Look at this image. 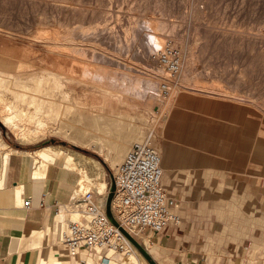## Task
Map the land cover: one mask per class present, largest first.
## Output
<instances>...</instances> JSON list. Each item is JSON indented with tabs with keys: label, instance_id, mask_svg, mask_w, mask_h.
I'll return each instance as SVG.
<instances>
[{
	"label": "rangeland",
	"instance_id": "rangeland-1",
	"mask_svg": "<svg viewBox=\"0 0 264 264\" xmlns=\"http://www.w3.org/2000/svg\"><path fill=\"white\" fill-rule=\"evenodd\" d=\"M196 7L203 11L201 12L203 14H200L197 19L192 17V13H194L192 11H194ZM152 20L157 22L156 26L161 23L159 26L163 25L165 27L162 32L166 31V33H168L164 38H170L175 42L174 38L180 41V39L185 37L190 45H194L192 49V51L194 50L192 56L193 73H191L189 79L185 81H179V76L177 77V84L173 86L169 98H162L160 96L158 80L162 70L157 61L153 58V54H155L159 48H157L156 51L153 50L149 55L153 63L142 56V46L145 45L146 38L154 32L151 25ZM192 22H195L196 25L192 24ZM170 24L171 26H169ZM70 27H72L71 30H73L74 33L80 35V39L77 35L76 37L75 35H68V39L63 40L58 38V40H51L52 42H45L38 41L35 37L41 30H45L46 32L49 31L48 33L50 34L59 33V35L62 36ZM87 27H89V30H87ZM238 34L241 38L240 40L238 36H236ZM259 36L262 37V39L259 38ZM205 37H208L209 40ZM257 39L258 41L261 39L260 42H257ZM54 41H58L59 43H53ZM232 41L237 42L236 45ZM256 43L257 48L255 47ZM263 43L264 0H0V58L4 60L5 65L8 62L12 64L10 68L2 69L9 70L10 72L17 73L24 77H30L34 74L47 75L49 72L53 71L56 73L60 71L61 75L65 73V78L63 77L64 79L62 78L60 82L62 86L64 85V87H62L63 93L58 91V93H56L58 95L53 97L54 101L60 104L58 105L56 103L57 105H52L55 106L54 108H56V106L57 108L59 107V113L54 114V116L51 115L49 111L48 113L47 110L45 112L46 114L43 112L37 113V118H43V120H45L43 121L46 124L44 127L45 131H41V134L38 133V135L40 134L39 136L37 134L34 136L31 135V138H27L28 141H26L27 139L19 136L17 137L8 127L0 122V135L7 146L6 150L10 147L33 151L42 146L57 143L79 150L86 155H90L101 163L110 187L116 167L110 166L107 162L106 158L108 152L105 149L107 147L97 149L94 143L92 144L89 142L76 146L73 140H71V137L74 138L73 131L68 132L67 128H65V121L67 123L70 122L69 124H73V122L78 123L76 120L78 119L80 121V127L79 124H75V126L77 128L87 129L85 121L82 120V110L92 116L97 113L96 115L104 117H114V119L117 120L113 121V127L119 124L124 130L126 129L128 133L135 132V134L131 133V140L127 143V151L136 141L150 140L154 145L161 133L172 99L181 92L188 95L190 98L195 97L194 93H186L185 90L189 89V86L193 87L191 84L195 79H198V77L206 86L210 85L208 83H212L208 88L209 91L212 89L211 92L198 91L200 94L227 97L222 98V101H220L218 108L219 112L227 107L223 99L230 98L256 107L259 114L264 116ZM253 44L254 47H252ZM193 45H191V48ZM250 45L251 47H249ZM68 47L70 49H68ZM201 48H204V51ZM195 50L201 54H198ZM181 52L183 69L185 55L183 51ZM81 53L87 54L83 57ZM252 53L253 55L255 53L254 56H256L257 53L260 56L257 54L259 57H254ZM79 55H81V57H79ZM261 56L263 57L262 61ZM60 58L63 60H60ZM64 59L68 61H64ZM57 60H59V63ZM76 60L77 62H75ZM259 60L262 65L257 62ZM56 63H58L59 66L58 64L56 65ZM60 63L62 68L60 67ZM74 63L75 65H73ZM52 68H54V70ZM56 68L59 71L55 70ZM194 69L197 71H194ZM192 74H195V76ZM75 77H77V79L79 78L78 81H76ZM72 81L76 82L73 83ZM152 83L154 86L153 88ZM65 84L68 85L66 86ZM69 85L73 87L71 86L70 88ZM86 85L89 86L87 87ZM101 85L121 90V94H119L120 97L118 95H109V97L108 94L100 92L99 86ZM213 86L215 88H213ZM217 86H219V89ZM223 87L226 89L229 88L230 90L228 89V92L224 91ZM223 91L224 94L227 93L228 95L221 94ZM73 92H75L74 95ZM229 92L231 93L229 94ZM151 93L153 94V100L149 98ZM7 95L9 99H14V101L17 102L13 94V97L10 93H7ZM70 96L71 99L69 98ZM79 99L81 102L85 100V102H87H84L85 104H82V106L78 104V114L80 112L81 114L79 115L81 116L76 113L74 116L72 112L67 114V108H71L72 106L75 107ZM70 100H73V103L70 102ZM91 103L92 105L89 106ZM86 104L89 106H87L88 108L85 106ZM99 106L103 108L102 111ZM23 107L28 111L31 110L29 112V117L24 120L23 124L27 126V128L29 127L34 130L37 119L34 117L36 113H34V111L32 112L34 108L26 103H24ZM48 107L49 106H46L45 109ZM110 107L113 108V111L114 108H117L116 110L119 113L112 112ZM89 108H91L90 110L92 111H90ZM31 113L33 114L31 115ZM40 114L43 116L39 117ZM77 115L78 118L76 117ZM30 116L34 117V120L32 117L29 119ZM117 121L118 123L116 124L115 122ZM101 133L102 132L99 131L98 134L101 135ZM103 134L102 136L109 141L114 140V142L118 143L120 140L119 143H122V140L117 137L115 130H110L108 135L104 132ZM134 135L136 136L135 138ZM6 150L3 149V152H6ZM126 153L127 152H125L124 156ZM57 169L60 171L58 167ZM77 177L79 178L80 176L75 173H69L68 175V178L75 183V186ZM261 225L264 230V225ZM258 237L260 238V233ZM263 239L264 237L262 234L259 243ZM258 257L261 263L264 264V256ZM154 261L156 264H162L158 257L155 258ZM148 263L150 264V262ZM81 264L83 263L81 262Z\"/></svg>",
	"mask_w": 264,
	"mask_h": 264
},
{
	"label": "crops",
	"instance_id": "crops-1",
	"mask_svg": "<svg viewBox=\"0 0 264 264\" xmlns=\"http://www.w3.org/2000/svg\"><path fill=\"white\" fill-rule=\"evenodd\" d=\"M194 95L174 96L154 143L181 222L149 240L162 264H262L264 116L230 98L218 113L222 98ZM28 167L27 155L0 152V264H81L58 243L75 187L68 175L79 174L53 166L35 179Z\"/></svg>",
	"mask_w": 264,
	"mask_h": 264
},
{
	"label": "bare ground",
	"instance_id": "bare-ground-1",
	"mask_svg": "<svg viewBox=\"0 0 264 264\" xmlns=\"http://www.w3.org/2000/svg\"><path fill=\"white\" fill-rule=\"evenodd\" d=\"M74 6V5H73ZM200 9V8H199ZM198 7L195 8L194 13H192V17H195L196 19L199 18L200 14L202 15L203 11L199 10ZM104 10V9H103ZM100 11V10H99ZM94 16V15H93ZM165 18V17H163ZM202 18V17H201ZM160 19V18H159ZM194 19V20H196ZM156 20V19H155ZM164 20V19H163ZM198 21V20H197ZM196 21V22H197ZM161 22V21H160ZM168 22V21H167ZM102 23V22H101ZM156 23L157 22H154L153 20L151 21V25H152V29L154 30L153 33H151L149 35L148 38H146V42H145V45L142 46L143 48V52H142V56H144L146 59H148L150 62L153 63V61L150 60L149 58V55L150 53L154 50L156 51L157 48L160 49V47L163 45L162 42L164 43V36L168 33L165 32H162V30L165 28L163 25L159 26V23L158 26H156ZM162 23H165V22H162ZM169 23V22H168ZM192 24H195V22ZM165 25V24H164ZM196 25V24H195ZM168 26V25H167ZM166 26V27H167ZM171 26V24L169 25ZM173 26V25H172ZM73 27V26H72ZM68 29L65 33H63L62 36L58 34H55V33H48L49 31H45V30H41L40 32H38V34L35 36L36 39L38 41H45V42H52L51 40L53 39H68V35H71V36H74L76 37V33H74L73 30H71V28ZM82 28V26H81ZM89 30V27H87ZM175 28V27H174ZM169 29V28H168ZM172 29V28H171ZM80 30V28H79ZM83 30V29H82ZM81 30V31H82ZM159 30V31H158ZM77 31V30H76ZM156 31V32H155ZM172 31V30H171ZM9 32V31H8ZM55 32V31H54ZM60 32V31H59ZM63 32V31H62ZM207 32V31H206ZM169 33H170V30H169ZM205 33V32H204ZM208 33V32H207ZM62 34V33H61ZM175 34V33H174ZM209 34V33H208ZM177 35V34H176ZM206 35V34H205ZM258 35V34H256ZM78 37L80 35H77ZM129 36V35H128ZM172 36V35H171ZM235 36V35H234ZM238 36L239 40L241 39L239 34L236 35ZM200 37V36H199ZM249 37V36H247ZM253 37V36H252ZM251 37V38H252ZM81 37H79L80 39ZM128 38V37H127ZM126 38V39H127ZM164 38V39H163ZM208 39V37H205ZM234 38V37H233ZM250 38V39H251ZM259 38L262 39V37L259 36ZM35 39V38H34ZM35 39V40H36ZM76 39V38H75ZM130 39V38H129ZM175 39V42L177 44L178 47H180V50L184 52V62H183V69L181 71V73L179 74V81L180 80H183L185 81L186 79H189V77L191 76V73H193V61H192V56H193V51L192 49L194 48V45L193 47L191 48V45L189 44L188 41H186L185 37H183V39H177V38H174ZM211 39V38H210ZM249 39V38H248ZM255 39V38H254ZM260 39V40H261ZM209 40V39H208ZM260 40L258 41L257 39V42H260ZM68 41V40H67ZM84 41V40H83ZM88 41V40H87ZM127 41V40H126ZM72 42V41H71ZM79 42V41H78ZM85 42V41H84ZM234 42V41H232ZM254 42V41H253ZM263 42V41H262ZM53 43H59L58 41H54ZM80 43V42H79ZM83 43V42H82ZM87 43V42H86ZM123 43V42H122ZM127 43V42H126ZM228 43V42H227ZM237 42H234V44L236 45ZM77 44V43H76ZM206 44V43H205ZM204 44V45H205ZM233 44V45H234ZM264 44V43H263ZM126 45V44H125ZM203 45V46H204ZM232 45V46H233ZM239 45V44H238ZM252 45V44H251ZM251 45L249 47H251ZM257 43L255 44V47H256ZM55 46V45H54ZM61 46V45H60ZM121 46L123 47V45L121 44ZM207 46V44H206ZM56 47V46H55ZM67 47V46H65ZM85 47V46H84ZM202 47V46H201ZM205 47V46H204ZM254 47V44L253 46ZM80 48V47H78ZM82 48V47H81ZM86 48V47H85ZM257 48V47H256ZM68 49H70L68 47ZM90 49V48H89ZM88 49V50H89ZM141 49V48H140ZM158 49V50H159ZM202 50L204 48H201ZM208 49V48H206ZM250 49V48H249ZM255 49V48H254ZM84 50V48H83ZM197 50V49H196ZM195 50V51H196ZM199 50V49H198ZM253 50V49H252ZM58 51V50H57ZM70 51V50H69ZM72 51V50H71ZM106 51V50H105ZM200 51V50H199ZM204 51V50H203ZM255 51V50H254ZM261 51V50H260ZM264 51V50H263ZM262 51V54L264 53ZM90 52V51H89ZM94 52V51H93ZM197 52V51H196ZM253 52V51H252ZM69 53V52H68ZM73 53V51H72ZM71 53V54H72ZM78 53V52H77ZM95 53V52H94ZM198 54L200 52H197ZM59 54V53H58ZM83 54V53H81ZM87 54V53H86ZM86 54H83V57L86 55ZM197 54V55H198ZM201 54V53H200ZM258 54V53H257ZM256 54V56H257ZM253 55V53H252ZM255 55V53H254ZM253 55V56H254ZM259 55V54H258ZM50 56V55H49ZM74 56V54H73ZM90 56V55H89ZM254 56V57H256ZM260 56V55H259ZM257 56V58L259 57ZM58 57V55H57ZM65 57V56H64ZM79 57H81V55H79ZM152 58V57H151ZM195 58V57H193ZM262 56H261V61H262ZM198 59V58H197ZM60 60H63L62 58H60ZM66 59H64L65 61ZM70 60V59H69ZM72 60V59H71ZM258 60V59H257ZM264 60V58H263ZM58 63H59V60H57ZM56 61V62H57ZM68 61V60H66ZM74 61V60H73ZM148 61V62H149ZM199 61V59H198ZM260 60L257 61L259 62V64L262 65V63ZM63 62V61H62ZM77 62V60L75 61ZM196 62V61H195ZM256 62V63H257ZM55 63V62H54ZM53 63V64H54ZM56 63V65L58 64ZM69 63V62H68ZM71 63V61H70ZM197 63V62H196ZM195 63V64H196ZM66 64V63H64ZM258 64V63H257ZM75 65V63L73 64ZM151 65V64H150ZM10 66H12L11 63H7L5 65L4 63V60L0 58V122H2L3 125H5L6 127L9 128V130L14 133L17 137H23L24 139H27V138H31V135L34 136L35 134L38 135V133H42L41 131H45V123L43 121V118H37V113H45L46 110L47 112L49 111L51 113V115L54 116V114H58L59 113V110L56 106V108H54L55 106H52L54 104H56L57 102L54 101L53 97H56V93H58V91H61L63 93V89L62 87H64V85L62 86L60 84V82L62 81V78L64 77L65 73L63 75H61L60 71L57 70V68L55 70L59 71V73H56V72H49L47 75H42V74H34V75H31L30 77H24L22 75H19L17 73H14V72H10L9 70H5V69H2V68H10ZM59 66V64H58ZM64 66V65H63ZM55 67V66H54ZM60 67H61V63H60ZM87 67V66H86ZM47 68V67H46ZM49 68V67H48ZM62 68V67H61ZM65 68V67H63ZM75 68V67H74ZM196 68V67H194ZM54 70V68H52ZM198 69V68H196ZM194 69V71L196 70ZM48 70V69H46ZM50 70V69H49ZM41 71V70H40ZM197 71V70H196ZM39 73V72H38ZM42 73V72H41ZM155 73V72H154ZM29 74V73H28ZM27 74V76H28ZM71 74V73H70ZM159 74V73H157ZM42 75V76H41ZM73 75V74H72ZM71 75V76H72ZM193 75V74H192ZM67 76V75H66ZM195 76V74L193 75ZM68 77V76H67ZM66 77V78H67ZM70 77V75H69ZM65 78V77H64ZM63 78V79H64ZM72 78V77H71ZM76 78V81H78L77 77ZM69 79V78H68ZM74 79V77H73ZM72 79V80H73ZM150 79V78H149ZM70 80V79H69ZM83 80V79H82ZM75 81V82H76ZM84 81V80H83ZM81 81V82H83ZM178 81V82H179ZM189 81V80H188ZM217 81V80H216ZM214 81V82H216ZM73 82V81H72ZM71 82V83H72ZM73 82V83H75ZM80 82V81H79ZM77 82V83H79ZM213 82V83H214ZM218 82V81H217ZM64 83V82H63ZM62 83V84H63ZM76 83V85H77ZM87 83V82H86ZM151 83V82H150ZM188 83V82H187ZM207 83V82H206ZM221 83V82H220ZM219 83V85H220ZM69 84V83H68ZM67 84V85H68ZM81 84V83H79ZM84 84V83H83ZM177 84V83H176ZM183 84V83H181ZM191 84V83H190ZM189 84V85H190ZM208 84H212V83H208ZM207 84V85H208ZM66 85V84H65ZM66 85V86H67ZM75 85V84H74ZM75 85V86H76ZM184 85V84H183ZM193 85V87H188L189 89H186L185 92L189 93V92H192L194 94H197L199 93L198 91H206V92H211V90L209 91L208 88L209 86H206L205 83H203L199 77L198 79H195L194 82L191 84ZM70 86V85H69ZM72 86V85H71ZM70 86V88H71ZM87 86V85H86ZM89 86V85H88ZM87 86V87H88ZM73 87V86H72ZM153 83H152V88H153ZM177 87V86H176ZM218 89H219V86H217ZM216 87V88H217ZM75 88V87H74ZM100 88V92H103L105 94H108V96H116L118 95L120 97L119 94H121V90L119 89H116V88H111L109 86H106V85H101L99 86ZM98 88V89H99ZM181 88V87H179ZM213 88H215L213 86ZM221 88V87H220ZM224 88V87H223ZM182 89V88H181ZM224 88V91H227L228 89ZM72 90V89H70ZM97 90V89H96ZM151 90V89H150ZM223 90V89H222ZM230 90V89H229ZM235 90V89H234ZM73 91V90H72ZM75 91V90H74ZM148 91V90H147ZM177 91V90H176ZM216 91V90H215ZM224 91L223 93L221 94H224ZM65 92H68V91H65ZM70 92V91H69ZM124 92V91H123ZM221 92V91H219ZM228 92V91H227ZM7 93H10L11 96L12 94L14 95V98L17 100V102L14 101V99H9L7 96ZM60 93V92H59ZM61 93V95H62ZM71 93V92H70ZM75 92H73V95H74ZM147 93V92H146ZM176 93V92H175ZM231 92H229L230 94ZM235 93V91H234ZM69 94V93H67ZM66 94V96H67ZM227 94V93H226ZM224 94V95H226ZM64 95V94H63ZM76 95V94H75ZM150 95V94H149ZM228 95V94H227ZM10 96V97H11ZM72 96V94H71ZM71 96L69 97L71 99ZM107 96V95H106ZM109 96V97H110ZM209 96V95H208ZM13 97V96H12ZM60 97V96H59ZM62 97V96H61ZM76 97V96H75ZM79 97V96H78ZM82 97V96H81ZM74 98V97H72ZM151 100H153V94L151 93V96L149 97ZM220 98H227V97H220ZM75 99V98H74ZM73 99V100H74ZM83 99V98H82ZM69 100V99H68ZM72 100V101H73ZM76 100V99H75ZM78 100V99H77ZM85 100V99H84ZM121 100V99H119ZM70 100V102H72ZM86 101V100H85ZM84 101V102H85ZM76 102V101H75ZM83 102V101H82ZM79 99V101L76 103L75 107H68L67 110H66V113L68 114L69 112H72L73 115L75 116V113L78 114V106L82 104H85L87 102H83L82 103ZM104 102V101H103ZM24 103H26L27 105H29L30 107L33 106L34 110H32V112L34 111V113H36L34 115L36 119V127L34 130L29 129L27 128V126H25L23 124L24 120L29 117V112L31 111L29 108L30 111H28L26 108H24ZM65 103H68V102H65ZM73 103V102H72ZM58 104V103H57ZM56 104V105H57ZM69 104V103H68ZM71 104V103H70ZM79 104V105H78ZM106 104V103H105ZM60 105V104H58ZM62 105V104H61ZM92 103L89 105L91 106ZM101 105V104H100ZM46 106H49L47 109ZM68 106V105H67ZM66 106V107H67ZM80 106V107H81ZM86 107L88 106L87 104L85 105ZM84 106V107H85ZM88 106V107H89ZM83 107V108H84ZM87 107V108H88ZM100 107V106H99ZM103 107H104V104H103ZM108 107V106H107ZM101 108V107H100ZM106 108V107H105ZM111 108V107H110ZM60 109H61V106H60ZM91 108H89L90 110ZM103 108H101V111H102ZM108 109V108H107ZM112 109V112H115L117 113L118 111L116 110L117 108H114V111H113V108ZM82 110V109H81ZM88 110V111H89ZM120 110V109H119ZM65 111V110H64ZM87 111V109H86ZM92 111V110H90ZM218 113H219V109L217 110ZM48 112V113H49ZM63 112V111H62ZM100 112V111H99ZM104 113V112H103ZM101 113V114H103ZM119 113V112H118ZM33 113H31L32 115ZM46 114V113H45ZM71 114V113H70ZM79 114H81L79 112ZM78 114V115H79ZM95 114V113H94ZM97 114V113H96ZM94 115L92 116L91 114L85 112L84 110H82V120L85 121V125L87 126V129L84 128V129H81V128H77L75 126L79 124V120L76 119L78 121V123H74L73 121V124H69L65 121L66 123V127L68 132L70 131H73V135H74V138L71 137V140H73V143L76 144V146H79L80 144H84V143H94L97 147V149H101V148H104V147H107L105 148L108 152V156H107V162L109 163L110 166L112 167H118V165L121 163L122 159H123V156L125 154V152H127V143L131 140V133L135 134V132H129L125 129H123L122 126H120L117 122H115L117 124L116 127H113L114 126V122L113 121H116L117 119H114V117H104V116H101V115ZM72 115V117H73ZM78 115L76 116L78 118ZM79 115V116H81ZM113 115V114H112ZM111 115V116H112ZM43 116V115H42ZM41 114L39 115V117H42ZM48 116V115H47ZM69 116V115H68ZM109 116V115H107ZM32 116H30L29 119H31ZM34 117L33 120H34ZM46 117V116H45ZM48 119V118H47ZM71 119V118H69ZM74 120V121H76ZM81 120V119H80ZM125 121V120H124ZM35 122V121H34ZM112 122H113V125H112ZM123 122V121H122ZM64 123V124H65ZM82 123V122H81ZM120 123V122H119ZM60 124V122H59ZM64 126V125H63ZM83 126V125H82ZM79 127H80V124H79ZM83 128V127H82ZM58 129V128H57ZM110 130L114 131L115 130V133L117 134V137H119V139L122 140V143H117V142H114V140L111 142L109 140H107L105 137L102 136L103 132L107 135L108 133H110ZM66 131V130H65ZM99 131H101V135H99ZM130 131V130H129ZM114 133V132H113ZM1 134V133H0ZM39 134V135H40ZM67 134V133H66ZM112 134V133H111ZM38 135V136H39ZM65 135V134H64ZM104 135V134H103ZM106 135V136H107ZM137 135V134H136ZM139 135V134H138ZM76 136V137H75ZM36 137V136H35ZM136 136L134 135V138ZM34 138V137H32ZM38 138V137H37ZM108 138V136H107ZM116 138V136H115ZM133 138V140H134ZM138 138V136H137ZM109 139V138H108ZM111 139V138H110ZM142 139V138H141ZM145 139V138H143ZM21 140V139H20ZM34 140V139H33ZM42 140V139H41ZM28 141V139L26 140ZM31 141V139H30ZM117 141V140H116ZM141 141H144V140H141ZM141 141H138V142H141ZM38 142V140H37ZM70 142V141H69ZM137 142V141H136ZM72 143V142H71ZM131 143V142H130ZM26 144V143H25ZM28 144V143H27ZM29 145V144H28ZM82 146V145H81ZM86 147V146H85ZM7 146L6 144L4 143V140L2 139V136L0 135V152H3V149L6 150ZM99 151V150H98ZM11 153H22V154H25L29 157V167H28V172H29V176L30 177H33L35 179H43L46 177V175L49 173L50 169L53 167V166H61L62 168L64 169H67V170H71V171H75L79 174V180L76 184V186L74 187L73 189V195H77L79 193H83L85 192L86 190L88 189H91L94 191V193L96 194L97 198H98V201L100 203V205L102 207H104L105 205H107V198H108V194L110 192V187H109V183L107 182V178H106V173L103 169V167L101 166V163L94 157L90 156V155H86L84 153H82L81 151L79 150H75V149H72L70 147H67V146H64V145H61V144H49V145H45V146H42L40 148H37L33 151H30V150H20V149H14V148H10L6 150L5 154L6 156H9ZM4 155V154H3ZM2 156V154H1ZM3 158V157H2ZM2 160V159H1ZM8 162V161H7ZM2 163H3V160H2ZM115 168V169H116ZM47 178V177H46ZM72 195V196H73ZM107 207V206H106ZM117 210H118V200H117V197L114 196L111 200V203H110V211L113 213V214H117ZM61 218L64 219V222L62 224V226H65L66 223L72 219V218H75V215H72V214H69L67 213V210H66V205L64 206V208L62 209V212H61ZM130 236L136 241L138 242L139 244H141L143 246V248L147 251V253L152 257V259L155 260V258H157L156 256V253H155V250L153 249L152 247V244L149 240V237L146 233H143V232H140V231H129ZM127 240H128V243H129V246L131 247V251L130 253H128L126 255V260H119L118 262H111L110 264H149L148 260L145 258V256L141 253V251L132 243V241L126 236ZM73 257V255H72ZM83 264H96V261L93 257L91 256H86L84 255L83 256ZM47 264V263H45Z\"/></svg>",
	"mask_w": 264,
	"mask_h": 264
},
{
	"label": "built area",
	"instance_id": "built-area-1",
	"mask_svg": "<svg viewBox=\"0 0 264 264\" xmlns=\"http://www.w3.org/2000/svg\"><path fill=\"white\" fill-rule=\"evenodd\" d=\"M162 73L159 91L162 98H169L182 69V52L172 39H166L153 54ZM161 156L150 140L134 142L113 173L115 194L118 200L115 225L107 215L93 190L73 195L66 203L67 213L75 215L59 231L58 243L73 256H91L96 264H110L126 260L130 253L126 235L140 231L149 237L167 226L181 222V203L168 196L162 186ZM22 206L31 207L25 198ZM61 206H58L59 212ZM124 258V259H123Z\"/></svg>",
	"mask_w": 264,
	"mask_h": 264
},
{
	"label": "water",
	"instance_id": "water-1",
	"mask_svg": "<svg viewBox=\"0 0 264 264\" xmlns=\"http://www.w3.org/2000/svg\"><path fill=\"white\" fill-rule=\"evenodd\" d=\"M115 183L114 180L112 178L111 181V185H110V192L108 194V198H107V215L109 218H111L112 222L117 225V223L115 222V220L112 218V213L110 211V203L112 198L114 197L115 194ZM122 230V232L132 241V243L141 251V253L145 256V258L150 262V264H156V262L152 259V257L147 253V251L143 248V246L141 244H139L138 242H136L131 236L130 234H128L123 228H120Z\"/></svg>",
	"mask_w": 264,
	"mask_h": 264
}]
</instances>
